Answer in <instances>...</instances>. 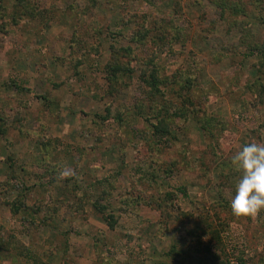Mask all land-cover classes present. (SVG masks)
<instances>
[{"label":"rangeland","instance_id":"rangeland-1","mask_svg":"<svg viewBox=\"0 0 264 264\" xmlns=\"http://www.w3.org/2000/svg\"><path fill=\"white\" fill-rule=\"evenodd\" d=\"M251 47L264 0H0V264H264Z\"/></svg>","mask_w":264,"mask_h":264},{"label":"clouds","instance_id":"clouds-1","mask_svg":"<svg viewBox=\"0 0 264 264\" xmlns=\"http://www.w3.org/2000/svg\"><path fill=\"white\" fill-rule=\"evenodd\" d=\"M231 164L239 173L230 201L236 217H256L264 212V144L251 142L235 152Z\"/></svg>","mask_w":264,"mask_h":264},{"label":"trees","instance_id":"trees-1","mask_svg":"<svg viewBox=\"0 0 264 264\" xmlns=\"http://www.w3.org/2000/svg\"><path fill=\"white\" fill-rule=\"evenodd\" d=\"M18 2H19V4L20 3H22L23 2V0H17ZM250 51H252V54H254L255 52H261L262 53V55L264 56V47L262 48V47H260V48H252L251 47V49H250ZM110 68H111V72H117V71H119L120 69H122V67H119L118 65H116V64H113V65H111L110 66ZM109 69V68H108ZM110 70V69H109ZM155 73H156V71H153V72H151V74H150V76L149 77H147V78H150V77H152L154 80L156 79L155 77H157L158 78V76L157 75H155ZM157 132H161V133H165L166 131L165 130H161V131H159V130H157ZM246 257V256H245ZM244 256H240L239 258L241 259V261H243L244 262V258H245ZM228 261V260H227ZM228 264H229V261L227 262Z\"/></svg>","mask_w":264,"mask_h":264},{"label":"built area","instance_id":"built-area-1","mask_svg":"<svg viewBox=\"0 0 264 264\" xmlns=\"http://www.w3.org/2000/svg\"><path fill=\"white\" fill-rule=\"evenodd\" d=\"M247 252H249L247 250ZM229 264H253L251 261H249V254L244 258V262L241 261L239 257H235L234 255H231L228 257Z\"/></svg>","mask_w":264,"mask_h":264}]
</instances>
